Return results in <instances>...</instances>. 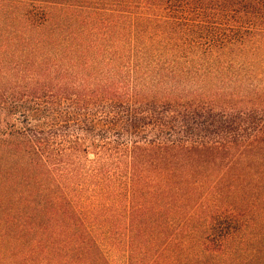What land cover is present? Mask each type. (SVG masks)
<instances>
[{
  "label": "trees",
  "instance_id": "trees-1",
  "mask_svg": "<svg viewBox=\"0 0 264 264\" xmlns=\"http://www.w3.org/2000/svg\"><path fill=\"white\" fill-rule=\"evenodd\" d=\"M0 264H264V0H0Z\"/></svg>",
  "mask_w": 264,
  "mask_h": 264
}]
</instances>
